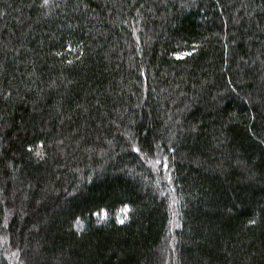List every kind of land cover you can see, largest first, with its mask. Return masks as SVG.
I'll use <instances>...</instances> for the list:
<instances>
[{
  "label": "trees",
  "instance_id": "trees-1",
  "mask_svg": "<svg viewBox=\"0 0 264 264\" xmlns=\"http://www.w3.org/2000/svg\"><path fill=\"white\" fill-rule=\"evenodd\" d=\"M7 241L28 264H264V0H0Z\"/></svg>",
  "mask_w": 264,
  "mask_h": 264
},
{
  "label": "rangeland",
  "instance_id": "rangeland-1",
  "mask_svg": "<svg viewBox=\"0 0 264 264\" xmlns=\"http://www.w3.org/2000/svg\"><path fill=\"white\" fill-rule=\"evenodd\" d=\"M140 30H141L140 27L134 28V30H133L134 35H136V36L137 35H140ZM136 40L138 42H140V39L138 37H136ZM144 87H145V90L147 91V78H145V77H144ZM39 147L42 148V145L40 144ZM132 147H134L133 143H132ZM140 157H142L141 153H140ZM168 175H169V172L167 170V172H164V173H162V174H160V175H158L156 177L157 181L160 182L163 185V187L160 188L159 190H161V191L167 190V186H168V184L170 182L167 179V176ZM156 193L158 194L157 190H156ZM158 196H159V194H158ZM168 199H169V202H170V198L169 197H168ZM129 209H131V208H129ZM100 217H101L102 220H105V216L101 215ZM109 217L110 216H108L107 219H109ZM78 226L79 225H77V227ZM171 236H172V231H171ZM4 239H9V236L8 237H4ZM166 241H168V240L166 239ZM6 243L8 244V248L5 249V251H6L7 255L11 258V263L10 264H19V263H21V260H23V262H25V259H24V250L22 248H17V247L16 248H13L11 246V244L8 243V241ZM2 247H3V245H1V243H0V248H2ZM164 260L170 262L169 253H167L164 256Z\"/></svg>",
  "mask_w": 264,
  "mask_h": 264
},
{
  "label": "snow or ice",
  "instance_id": "snow-or-ice-1",
  "mask_svg": "<svg viewBox=\"0 0 264 264\" xmlns=\"http://www.w3.org/2000/svg\"><path fill=\"white\" fill-rule=\"evenodd\" d=\"M47 2H48V0H45V3H47ZM185 55H187V53H185ZM136 151L139 152L140 149L137 148ZM149 163H153V161L150 160ZM154 163L157 164V165H160L161 169L164 170L165 172H167L168 167H169L168 162H167V157L158 158V159H156L154 161ZM167 179L169 181L171 180L170 174L167 176ZM172 202L173 203H177L176 200H173ZM127 208H128V206L126 205L125 208H124V210L127 211ZM95 215H97L98 217L101 216V215H103V216L106 217L107 216V212H106V210H102V212H97V213H95ZM250 223H254V221H250Z\"/></svg>",
  "mask_w": 264,
  "mask_h": 264
},
{
  "label": "bare ground",
  "instance_id": "bare-ground-1",
  "mask_svg": "<svg viewBox=\"0 0 264 264\" xmlns=\"http://www.w3.org/2000/svg\"><path fill=\"white\" fill-rule=\"evenodd\" d=\"M120 219H123L122 216H120ZM81 221V219L78 217V221L77 223H79ZM5 247L3 246L2 248H0V264H10L11 263V258L7 255L6 251H5ZM25 262H23V264H28V259L26 258V255L24 257Z\"/></svg>",
  "mask_w": 264,
  "mask_h": 264
}]
</instances>
